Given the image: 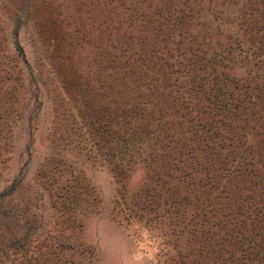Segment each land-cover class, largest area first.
<instances>
[{
  "label": "rangeland",
  "instance_id": "rangeland-1",
  "mask_svg": "<svg viewBox=\"0 0 264 264\" xmlns=\"http://www.w3.org/2000/svg\"><path fill=\"white\" fill-rule=\"evenodd\" d=\"M181 1L0 0V264H264V0Z\"/></svg>",
  "mask_w": 264,
  "mask_h": 264
},
{
  "label": "trees",
  "instance_id": "trees-1",
  "mask_svg": "<svg viewBox=\"0 0 264 264\" xmlns=\"http://www.w3.org/2000/svg\"><path fill=\"white\" fill-rule=\"evenodd\" d=\"M166 2L167 7H166V12L163 13L165 14L166 20H171L172 25H176L179 22H181L182 17H185L186 11L188 8L187 6L189 5L187 1H181V0H167ZM189 9V8H188ZM174 15V17H172ZM172 17V18H171ZM173 22V23H172Z\"/></svg>",
  "mask_w": 264,
  "mask_h": 264
}]
</instances>
